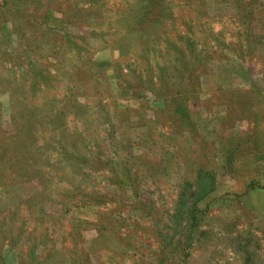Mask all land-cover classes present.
Returning <instances> with one entry per match:
<instances>
[{"label":"rangeland","instance_id":"rangeland-1","mask_svg":"<svg viewBox=\"0 0 264 264\" xmlns=\"http://www.w3.org/2000/svg\"><path fill=\"white\" fill-rule=\"evenodd\" d=\"M263 188L264 0H0V264H264Z\"/></svg>","mask_w":264,"mask_h":264},{"label":"trees","instance_id":"trees-1","mask_svg":"<svg viewBox=\"0 0 264 264\" xmlns=\"http://www.w3.org/2000/svg\"><path fill=\"white\" fill-rule=\"evenodd\" d=\"M6 5V4H5ZM181 97V96H180ZM183 100H177L176 101V107H175V115L180 117V120H181V125L182 126H185L186 128H188L189 126V122H190V115L189 113L187 112V106H186V102L184 101V98H182ZM184 122V123H183ZM204 175H207V174H204ZM201 177V175H200ZM264 189V188H263ZM188 190V189H187ZM192 190V189H191ZM189 193L191 194L190 197H193L195 195V191H190L188 190ZM188 191H186V188H182V191L180 193V199L183 200L184 198H186V194H188ZM195 211L194 208L191 209L189 212H188V215L189 217L192 216V219L195 220ZM1 258V257H0Z\"/></svg>","mask_w":264,"mask_h":264}]
</instances>
